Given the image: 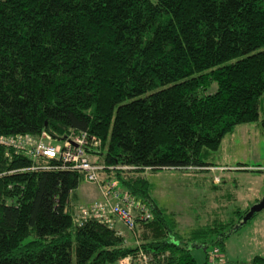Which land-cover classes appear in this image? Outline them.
Instances as JSON below:
<instances>
[{
  "label": "trees",
  "instance_id": "1",
  "mask_svg": "<svg viewBox=\"0 0 264 264\" xmlns=\"http://www.w3.org/2000/svg\"><path fill=\"white\" fill-rule=\"evenodd\" d=\"M263 106L264 0H0V264H198L200 246L203 264L213 247L226 258L250 206L181 230L141 173L212 166L203 158ZM83 132L106 180L151 211L137 244L77 222L84 173L1 142Z\"/></svg>",
  "mask_w": 264,
  "mask_h": 264
},
{
  "label": "rangeland",
  "instance_id": "2",
  "mask_svg": "<svg viewBox=\"0 0 264 264\" xmlns=\"http://www.w3.org/2000/svg\"><path fill=\"white\" fill-rule=\"evenodd\" d=\"M263 124L264 111L259 120L236 125L218 148L203 158L212 165L203 170L162 169L141 173L154 186L152 198L175 214L181 230L204 225L212 218L229 217L235 207H251L264 197ZM96 156L90 154V160ZM98 176L97 182L80 181L71 202L76 215L92 203L102 201L104 183L109 181L102 172ZM119 191L126 194L125 190ZM110 221L124 236L125 244H137L139 234L135 235L116 219ZM224 248L230 262H247L255 255L264 256V209L225 238ZM191 252L197 263L203 264V247L192 248Z\"/></svg>",
  "mask_w": 264,
  "mask_h": 264
},
{
  "label": "built area",
  "instance_id": "3",
  "mask_svg": "<svg viewBox=\"0 0 264 264\" xmlns=\"http://www.w3.org/2000/svg\"><path fill=\"white\" fill-rule=\"evenodd\" d=\"M1 142L25 151L32 159L38 157L58 159L61 168L81 171L89 182H97L98 174L105 169L104 165L93 163L90 160L88 151L96 150L100 141L94 136H88L85 132L71 133L64 141L57 144H54L47 135L35 137L29 134L5 137L1 139ZM104 184L102 201H96L80 211L79 215H76L79 224H82L83 219L94 218L112 225L110 220L116 219L129 231H133L136 218L140 221H147L151 218L150 209L128 194L120 192L116 180ZM207 256L208 264H222L225 260L218 247L211 248ZM126 262L127 259H123L120 264H126Z\"/></svg>",
  "mask_w": 264,
  "mask_h": 264
},
{
  "label": "water",
  "instance_id": "4",
  "mask_svg": "<svg viewBox=\"0 0 264 264\" xmlns=\"http://www.w3.org/2000/svg\"><path fill=\"white\" fill-rule=\"evenodd\" d=\"M263 209H264V197L260 199L259 202L255 203L249 208L248 212L243 216L241 222L233 228V231L240 229L244 224L247 223L249 219L253 217L255 213H258Z\"/></svg>",
  "mask_w": 264,
  "mask_h": 264
},
{
  "label": "crops",
  "instance_id": "5",
  "mask_svg": "<svg viewBox=\"0 0 264 264\" xmlns=\"http://www.w3.org/2000/svg\"><path fill=\"white\" fill-rule=\"evenodd\" d=\"M263 110H264V106H263ZM263 127H264V124H263ZM232 133V132H231ZM240 167V166H239ZM243 167H241L240 169H242ZM223 171H225V168H224V170ZM257 199V198H256ZM246 208V207H245ZM227 256V255H226Z\"/></svg>",
  "mask_w": 264,
  "mask_h": 264
}]
</instances>
